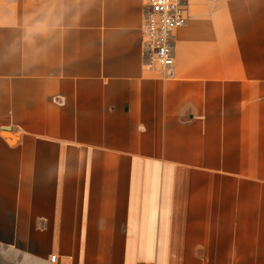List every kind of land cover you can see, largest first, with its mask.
<instances>
[{
	"label": "crops",
	"instance_id": "0c3cea01",
	"mask_svg": "<svg viewBox=\"0 0 264 264\" xmlns=\"http://www.w3.org/2000/svg\"><path fill=\"white\" fill-rule=\"evenodd\" d=\"M146 4L0 0V246L264 264V0H185L169 69Z\"/></svg>",
	"mask_w": 264,
	"mask_h": 264
},
{
	"label": "built area",
	"instance_id": "2783aa9c",
	"mask_svg": "<svg viewBox=\"0 0 264 264\" xmlns=\"http://www.w3.org/2000/svg\"><path fill=\"white\" fill-rule=\"evenodd\" d=\"M185 24V0H147L142 39L151 64L157 63L165 69L173 66L174 32ZM56 261L57 256L50 257L51 263Z\"/></svg>",
	"mask_w": 264,
	"mask_h": 264
},
{
	"label": "rangeland",
	"instance_id": "374dc122",
	"mask_svg": "<svg viewBox=\"0 0 264 264\" xmlns=\"http://www.w3.org/2000/svg\"><path fill=\"white\" fill-rule=\"evenodd\" d=\"M0 264H43L42 262L27 257L20 252L0 246Z\"/></svg>",
	"mask_w": 264,
	"mask_h": 264
},
{
	"label": "water",
	"instance_id": "95a60500",
	"mask_svg": "<svg viewBox=\"0 0 264 264\" xmlns=\"http://www.w3.org/2000/svg\"><path fill=\"white\" fill-rule=\"evenodd\" d=\"M5 130H7V131H10V129H9V128H6Z\"/></svg>",
	"mask_w": 264,
	"mask_h": 264
}]
</instances>
